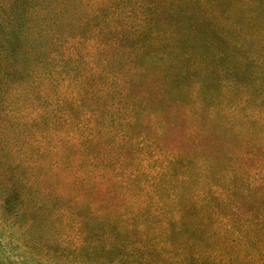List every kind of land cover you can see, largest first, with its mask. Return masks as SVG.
Here are the masks:
<instances>
[{"label": "clouds", "instance_id": "1", "mask_svg": "<svg viewBox=\"0 0 264 264\" xmlns=\"http://www.w3.org/2000/svg\"><path fill=\"white\" fill-rule=\"evenodd\" d=\"M0 27V264H264V0H0Z\"/></svg>", "mask_w": 264, "mask_h": 264}, {"label": "trees", "instance_id": "2", "mask_svg": "<svg viewBox=\"0 0 264 264\" xmlns=\"http://www.w3.org/2000/svg\"><path fill=\"white\" fill-rule=\"evenodd\" d=\"M2 33H3V29H2V27H0V34H2ZM54 51H56V53H57L58 56H61V55L64 54V53L59 52V51L56 50V49H54ZM97 135H99V133H97Z\"/></svg>", "mask_w": 264, "mask_h": 264}]
</instances>
